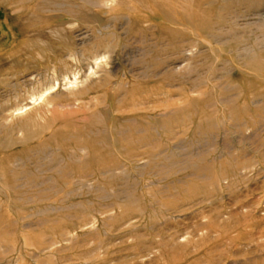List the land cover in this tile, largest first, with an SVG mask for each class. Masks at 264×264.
<instances>
[{"label": "rangeland", "instance_id": "obj_1", "mask_svg": "<svg viewBox=\"0 0 264 264\" xmlns=\"http://www.w3.org/2000/svg\"><path fill=\"white\" fill-rule=\"evenodd\" d=\"M0 264H264V0H0Z\"/></svg>", "mask_w": 264, "mask_h": 264}, {"label": "bare ground", "instance_id": "obj_2", "mask_svg": "<svg viewBox=\"0 0 264 264\" xmlns=\"http://www.w3.org/2000/svg\"><path fill=\"white\" fill-rule=\"evenodd\" d=\"M75 83H76V82H75ZM75 83H73V82H70V84H73V85H74Z\"/></svg>", "mask_w": 264, "mask_h": 264}]
</instances>
